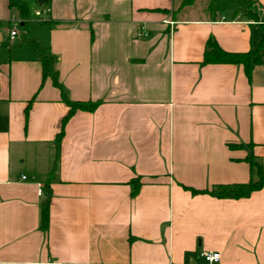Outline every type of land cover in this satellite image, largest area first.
Instances as JSON below:
<instances>
[{
  "label": "crops",
  "instance_id": "1",
  "mask_svg": "<svg viewBox=\"0 0 264 264\" xmlns=\"http://www.w3.org/2000/svg\"><path fill=\"white\" fill-rule=\"evenodd\" d=\"M23 1L35 24L0 0V264H205L204 251L264 264V186L190 190L256 180L250 154L264 175V54L250 79L202 64L209 38L230 53L264 40V0L257 20L223 1L207 15L191 13L199 0ZM23 36L57 56L72 100L101 102L74 113L58 150L68 107Z\"/></svg>",
  "mask_w": 264,
  "mask_h": 264
},
{
  "label": "trees",
  "instance_id": "2",
  "mask_svg": "<svg viewBox=\"0 0 264 264\" xmlns=\"http://www.w3.org/2000/svg\"><path fill=\"white\" fill-rule=\"evenodd\" d=\"M8 6L15 11H17L18 16L24 23H27L30 18L29 7L23 0H7ZM195 0H184L183 5L192 4ZM217 1H223L225 3H235L236 14L243 16L248 19L257 20L258 16L253 9L254 0H212V4ZM22 41L25 42L31 49L33 56L40 61L42 80L49 78L56 88L59 89L62 101L67 105L68 112L62 118L61 126L59 132L56 134L54 139V144L56 149H59L60 142L64 136L65 125L69 119L78 110L82 111H93L101 103L100 101H80L72 100L66 93V90L59 79V73L57 69V56L52 54L48 48L43 47L39 41L33 37L23 36ZM264 54V40H262L255 48H252L248 52L244 53H230L222 50L213 38H209L205 45L204 55L202 64L206 63H232L241 64L244 67L246 76L248 79L251 77L252 69L255 65L261 63L262 55ZM29 104L25 108V115L28 113ZM246 160L249 162L251 168H256L257 179L247 183H232V184H219L213 189H193L191 192L196 193H209L218 198H230V199H240L250 196V194L256 190H259L264 186V175L261 169V164L257 163L254 156L250 154ZM131 193L135 194L140 186V182L137 179H132L130 181ZM50 190L47 191L45 198L41 204V224L43 228L48 227L49 220V200H50Z\"/></svg>",
  "mask_w": 264,
  "mask_h": 264
},
{
  "label": "rangeland",
  "instance_id": "3",
  "mask_svg": "<svg viewBox=\"0 0 264 264\" xmlns=\"http://www.w3.org/2000/svg\"><path fill=\"white\" fill-rule=\"evenodd\" d=\"M207 3L212 4V0H199V1H197V3L193 6V9H191L192 10L191 13L194 15H207V14H209V10L206 7H204L205 5H207ZM221 6H222V4H221ZM38 9L40 10V8H38ZM222 9L224 12L229 13V14H231L233 11L231 3L227 4ZM30 15H31L30 17L33 20L32 24H35L36 23L35 19H37V18L34 16V12L33 13L31 12ZM262 16L264 17L263 14H262ZM19 28H22V27L20 26Z\"/></svg>",
  "mask_w": 264,
  "mask_h": 264
},
{
  "label": "built area",
  "instance_id": "4",
  "mask_svg": "<svg viewBox=\"0 0 264 264\" xmlns=\"http://www.w3.org/2000/svg\"><path fill=\"white\" fill-rule=\"evenodd\" d=\"M49 10H37L35 11L36 16H42L43 14L47 13ZM17 35V31L12 28L10 31V36L13 38ZM24 178V176H23ZM41 193V192H40ZM201 258H203L205 264H217L220 259V254L218 252H212V251H204L200 254Z\"/></svg>",
  "mask_w": 264,
  "mask_h": 264
},
{
  "label": "water",
  "instance_id": "5",
  "mask_svg": "<svg viewBox=\"0 0 264 264\" xmlns=\"http://www.w3.org/2000/svg\"><path fill=\"white\" fill-rule=\"evenodd\" d=\"M42 0H38V3L41 4Z\"/></svg>",
  "mask_w": 264,
  "mask_h": 264
}]
</instances>
